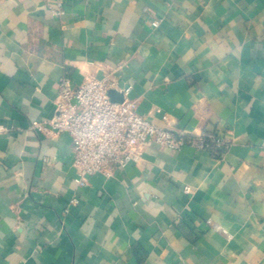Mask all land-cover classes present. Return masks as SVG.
Masks as SVG:
<instances>
[{"label":"crops","instance_id":"crops-1","mask_svg":"<svg viewBox=\"0 0 264 264\" xmlns=\"http://www.w3.org/2000/svg\"><path fill=\"white\" fill-rule=\"evenodd\" d=\"M105 76L222 156L151 144L80 188L71 137L31 126ZM0 264H264V0H0Z\"/></svg>","mask_w":264,"mask_h":264},{"label":"built area","instance_id":"built-area-1","mask_svg":"<svg viewBox=\"0 0 264 264\" xmlns=\"http://www.w3.org/2000/svg\"><path fill=\"white\" fill-rule=\"evenodd\" d=\"M56 17L64 14L65 0H44ZM159 20L152 23L158 27ZM54 115L32 123L31 129L51 138L68 134L72 139L73 168L80 188L102 175L113 179L117 172L139 166L143 149L151 144L171 150L184 145L208 150L221 157L227 147L224 139L212 132L197 137L183 135L170 128H160L138 112V103L129 97L130 88L119 89L112 76L89 78L75 85L69 78L58 84ZM111 91L122 95L112 101ZM190 193L189 188H185ZM73 203H77L74 201Z\"/></svg>","mask_w":264,"mask_h":264},{"label":"water","instance_id":"water-1","mask_svg":"<svg viewBox=\"0 0 264 264\" xmlns=\"http://www.w3.org/2000/svg\"><path fill=\"white\" fill-rule=\"evenodd\" d=\"M110 97H111L112 101H115V102L122 101V95L118 94L116 91H111Z\"/></svg>","mask_w":264,"mask_h":264}]
</instances>
